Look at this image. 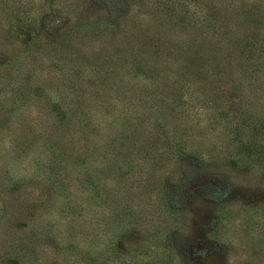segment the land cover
<instances>
[{
	"label": "rangeland",
	"instance_id": "rangeland-1",
	"mask_svg": "<svg viewBox=\"0 0 264 264\" xmlns=\"http://www.w3.org/2000/svg\"><path fill=\"white\" fill-rule=\"evenodd\" d=\"M0 264H264V0H0Z\"/></svg>",
	"mask_w": 264,
	"mask_h": 264
}]
</instances>
